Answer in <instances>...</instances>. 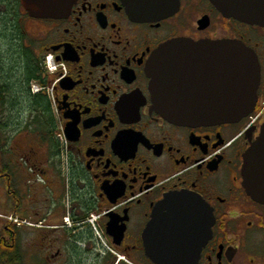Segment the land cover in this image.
Returning <instances> with one entry per match:
<instances>
[{"label":"flooded vegetation","instance_id":"1","mask_svg":"<svg viewBox=\"0 0 264 264\" xmlns=\"http://www.w3.org/2000/svg\"><path fill=\"white\" fill-rule=\"evenodd\" d=\"M179 2L174 14L142 21L124 0H76L56 19L0 0V264H157L144 229L165 195L183 191L214 217L194 264H264V204L247 193L242 172L264 125V26L226 18L210 0ZM178 38L253 50L254 112L212 125L164 117L147 67ZM49 55L64 64L51 77ZM180 60L170 77L177 101L200 79ZM47 137L57 139L58 165L39 144Z\"/></svg>","mask_w":264,"mask_h":264},{"label":"water","instance_id":"2","mask_svg":"<svg viewBox=\"0 0 264 264\" xmlns=\"http://www.w3.org/2000/svg\"><path fill=\"white\" fill-rule=\"evenodd\" d=\"M76 0H21L31 17L67 16ZM226 18L264 26V0H210ZM130 15L139 20H162L178 10L179 0H124ZM148 65L150 89L156 108L168 120L184 125H212L239 121L254 112L258 101L260 63L244 42H194L178 38L166 42ZM193 66L199 85L187 97L175 99L171 89L178 60ZM176 60L177 63L172 64ZM195 74V73H194ZM244 155L243 178L247 193L264 204V125ZM143 233L147 257L157 264H194L210 239L214 217L202 197L188 191L165 195L154 207ZM201 240L192 244L190 236Z\"/></svg>","mask_w":264,"mask_h":264},{"label":"crops","instance_id":"3","mask_svg":"<svg viewBox=\"0 0 264 264\" xmlns=\"http://www.w3.org/2000/svg\"><path fill=\"white\" fill-rule=\"evenodd\" d=\"M56 138H48L47 139H39V144L40 142L42 143L43 148H45V157L46 159H50L52 162L51 164L58 165L59 164V148H58V143L56 141ZM58 172V171H57ZM59 173V172H58Z\"/></svg>","mask_w":264,"mask_h":264},{"label":"built area","instance_id":"4","mask_svg":"<svg viewBox=\"0 0 264 264\" xmlns=\"http://www.w3.org/2000/svg\"><path fill=\"white\" fill-rule=\"evenodd\" d=\"M47 67L48 69L51 71V72H54V71H57L59 68H64V64H60V63H55L54 61H52V57H48V60H47ZM261 114V112L259 114L256 115L259 116ZM96 218L95 217H92L89 219V222L95 227L96 225Z\"/></svg>","mask_w":264,"mask_h":264},{"label":"trees","instance_id":"5","mask_svg":"<svg viewBox=\"0 0 264 264\" xmlns=\"http://www.w3.org/2000/svg\"><path fill=\"white\" fill-rule=\"evenodd\" d=\"M5 37V36H4ZM3 37V38H4ZM17 60H19V58H17ZM20 65H21V63H20ZM30 71H28L27 73H29ZM31 73V74H30ZM29 73V78L30 77H32L33 76V78H35V73L31 70V72ZM17 75H18V78H22L23 76H25L26 75V73L23 71V69L21 70H18L17 69ZM31 75V76H30ZM29 78H27V79H29ZM37 120H38V118H37ZM37 120H36V122H37Z\"/></svg>","mask_w":264,"mask_h":264},{"label":"rangeland","instance_id":"6","mask_svg":"<svg viewBox=\"0 0 264 264\" xmlns=\"http://www.w3.org/2000/svg\"><path fill=\"white\" fill-rule=\"evenodd\" d=\"M52 75H53V74H50V73H49V76H50V77H51Z\"/></svg>","mask_w":264,"mask_h":264}]
</instances>
